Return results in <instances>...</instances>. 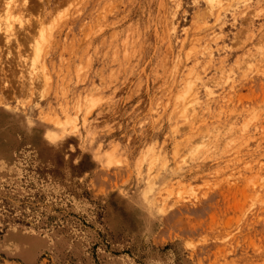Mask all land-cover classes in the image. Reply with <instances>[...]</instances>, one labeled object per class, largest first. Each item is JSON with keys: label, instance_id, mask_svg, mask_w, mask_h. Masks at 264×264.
I'll return each instance as SVG.
<instances>
[{"label": "rangeland", "instance_id": "374dc122", "mask_svg": "<svg viewBox=\"0 0 264 264\" xmlns=\"http://www.w3.org/2000/svg\"><path fill=\"white\" fill-rule=\"evenodd\" d=\"M0 264H264V0H0Z\"/></svg>", "mask_w": 264, "mask_h": 264}, {"label": "bare ground", "instance_id": "6f19581e", "mask_svg": "<svg viewBox=\"0 0 264 264\" xmlns=\"http://www.w3.org/2000/svg\"><path fill=\"white\" fill-rule=\"evenodd\" d=\"M25 3H26V2H25ZM4 7H5V6H4ZM4 7H3V8H4ZM11 7H12V6H11ZM13 11H14V10H13ZM4 13L7 14V17L10 16V15H12L11 9H10L9 7H7V8L4 9ZM25 16H26V15H25ZM21 20H22V19H21ZM21 20L19 21L20 24L22 23ZM27 21H28V20H27ZM25 22H26V21H25Z\"/></svg>", "mask_w": 264, "mask_h": 264}]
</instances>
